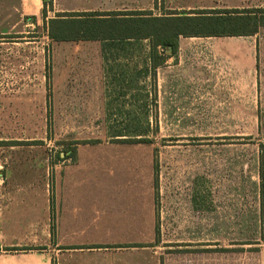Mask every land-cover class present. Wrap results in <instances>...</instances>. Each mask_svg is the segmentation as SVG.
<instances>
[{
    "label": "rangeland",
    "instance_id": "374dc122",
    "mask_svg": "<svg viewBox=\"0 0 264 264\" xmlns=\"http://www.w3.org/2000/svg\"><path fill=\"white\" fill-rule=\"evenodd\" d=\"M117 3L161 10L164 5L162 0ZM17 31L0 35V159L6 186L33 187L40 198L51 165L71 144L93 142L107 129L126 132L134 138L109 140L107 151L118 177L125 168L127 178L151 180L156 223L142 241L161 264H264V59L262 86H232L230 72L213 67L212 86H148V101L127 107L140 122L68 123L59 121L61 90L93 92L96 68L93 78L73 82L79 86H63L65 54L47 37L43 22ZM239 40L204 41L234 46ZM135 136L147 142H135Z\"/></svg>",
    "mask_w": 264,
    "mask_h": 264
},
{
    "label": "crops",
    "instance_id": "0c3cea01",
    "mask_svg": "<svg viewBox=\"0 0 264 264\" xmlns=\"http://www.w3.org/2000/svg\"><path fill=\"white\" fill-rule=\"evenodd\" d=\"M162 1L161 10V6L118 5L117 0H52L45 20L65 12L148 10L166 15L194 9L264 8V0ZM42 8V0H0V35L16 33L32 22L44 23ZM258 34L227 36L243 39L234 46L204 41L220 37H179L174 53L159 46L152 51L148 38L55 41L65 54L63 86H79L73 82L93 78L94 68L98 78L91 93L85 89L78 94L71 87L61 90L59 121L140 122L131 118L127 107L143 98L146 103L148 86H212L213 67L228 70L232 86H262L264 35ZM143 89L144 95L139 94ZM118 99L126 101L117 104ZM50 101L54 107L53 89ZM132 138L107 129L103 136L91 138L96 142L71 144L72 150L60 153L51 165L50 183L40 198L33 187L6 186L0 159V264H161L149 243L142 241L154 232L156 223L151 180L127 178L125 168L118 177L107 151L109 140Z\"/></svg>",
    "mask_w": 264,
    "mask_h": 264
},
{
    "label": "trees",
    "instance_id": "16d2710c",
    "mask_svg": "<svg viewBox=\"0 0 264 264\" xmlns=\"http://www.w3.org/2000/svg\"><path fill=\"white\" fill-rule=\"evenodd\" d=\"M42 2L44 29L51 41L148 38L152 51L159 46L174 53L179 37L250 36L264 27V8L261 7L194 9L166 15H153L148 10L65 12L45 20L52 0ZM133 141L147 142L141 138ZM3 144L0 141V145Z\"/></svg>",
    "mask_w": 264,
    "mask_h": 264
}]
</instances>
